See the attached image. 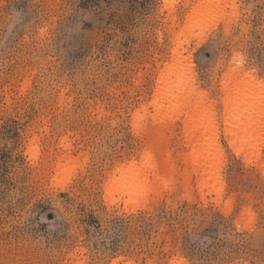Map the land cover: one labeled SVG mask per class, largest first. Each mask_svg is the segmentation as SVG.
<instances>
[{"label":"rangeland","instance_id":"rangeland-1","mask_svg":"<svg viewBox=\"0 0 264 264\" xmlns=\"http://www.w3.org/2000/svg\"><path fill=\"white\" fill-rule=\"evenodd\" d=\"M263 163L264 0H0V264H264Z\"/></svg>","mask_w":264,"mask_h":264},{"label":"bare ground","instance_id":"bare-ground-1","mask_svg":"<svg viewBox=\"0 0 264 264\" xmlns=\"http://www.w3.org/2000/svg\"><path fill=\"white\" fill-rule=\"evenodd\" d=\"M185 5H188V3H186ZM209 8H210V6H207V7L204 8V10L206 11V14L209 13V12H208V11H209ZM244 77H246V82H247V84H251V87H250V88H252V86H254L255 84L258 85L257 82H256V80H255L253 77L251 78V76H249L248 74H244V75H239V76H237V80L244 81ZM258 83H259V82H258ZM259 85H260V84H259ZM156 93H157V96H158L159 92L156 91ZM224 103H225V108H226V109H227L229 106H231V105L233 104V102L230 101V99H228L227 96H226V98H225V100H224ZM252 106H253V104L250 103V104H248L247 106L243 107V109H241V110H251V109H252ZM229 141L232 142V138L229 139ZM232 143H233V142H232ZM210 163H211V159L209 158V156L203 154L202 157H200V158L198 159V161H197V166L200 168L201 171H202V170H203V171H206V170H207V167L209 166ZM263 164H264V163H263ZM263 164H262V165H263ZM123 167H124V166H121L120 169H123ZM262 168H264V165L262 166ZM263 170H264V169H263ZM138 191H139V190H136V189L130 191V192L128 193V197H129V198H134ZM182 263H183V262H182Z\"/></svg>","mask_w":264,"mask_h":264},{"label":"snow or ice","instance_id":"snow-or-ice-1","mask_svg":"<svg viewBox=\"0 0 264 264\" xmlns=\"http://www.w3.org/2000/svg\"><path fill=\"white\" fill-rule=\"evenodd\" d=\"M240 61H241V62L243 61V57H240Z\"/></svg>","mask_w":264,"mask_h":264}]
</instances>
